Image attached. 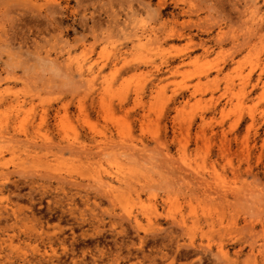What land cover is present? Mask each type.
Here are the masks:
<instances>
[{"label": "rangeland", "instance_id": "1", "mask_svg": "<svg viewBox=\"0 0 264 264\" xmlns=\"http://www.w3.org/2000/svg\"><path fill=\"white\" fill-rule=\"evenodd\" d=\"M0 264H264V0H0Z\"/></svg>", "mask_w": 264, "mask_h": 264}, {"label": "bare ground", "instance_id": "2", "mask_svg": "<svg viewBox=\"0 0 264 264\" xmlns=\"http://www.w3.org/2000/svg\"><path fill=\"white\" fill-rule=\"evenodd\" d=\"M261 18V17H260ZM260 20V19H259ZM261 21V20H260ZM135 219V218H134Z\"/></svg>", "mask_w": 264, "mask_h": 264}]
</instances>
